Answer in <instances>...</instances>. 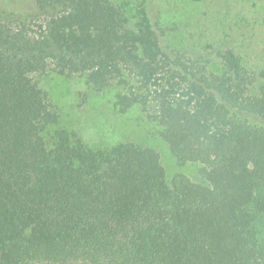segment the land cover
Listing matches in <instances>:
<instances>
[{
  "label": "trees",
  "instance_id": "16d2710c",
  "mask_svg": "<svg viewBox=\"0 0 264 264\" xmlns=\"http://www.w3.org/2000/svg\"><path fill=\"white\" fill-rule=\"evenodd\" d=\"M30 1L0 10V264H264V72L231 49L218 71L167 50L144 4L129 25L112 0ZM45 71L120 86L121 113L152 104L176 166L203 180L54 126Z\"/></svg>",
  "mask_w": 264,
  "mask_h": 264
},
{
  "label": "rangeland",
  "instance_id": "374dc122",
  "mask_svg": "<svg viewBox=\"0 0 264 264\" xmlns=\"http://www.w3.org/2000/svg\"><path fill=\"white\" fill-rule=\"evenodd\" d=\"M112 1L125 7L129 25L136 20V8L144 4L165 48L199 59L208 70L218 71L220 53L231 49L251 71L264 72V0ZM31 6L30 0H0V10L15 17L30 11ZM32 77L57 108L59 118L54 126L76 130L94 147L118 141L153 147L168 174L182 170L191 180H203L198 164L176 166L151 117L152 104L146 108L135 104L121 113L114 107L116 94L123 91L118 85L96 90L79 74L66 76L56 71Z\"/></svg>",
  "mask_w": 264,
  "mask_h": 264
}]
</instances>
